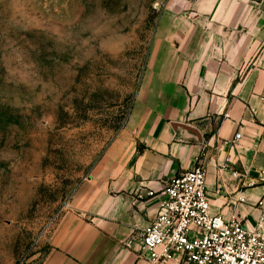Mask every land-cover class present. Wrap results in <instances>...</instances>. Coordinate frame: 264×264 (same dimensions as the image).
<instances>
[{
	"label": "crops",
	"instance_id": "0c3cea01",
	"mask_svg": "<svg viewBox=\"0 0 264 264\" xmlns=\"http://www.w3.org/2000/svg\"><path fill=\"white\" fill-rule=\"evenodd\" d=\"M161 25L143 88L152 103L137 97L39 264H149L126 246L156 213L144 195L196 159L212 213L251 226L264 212V0H168Z\"/></svg>",
	"mask_w": 264,
	"mask_h": 264
},
{
	"label": "rangeland",
	"instance_id": "374dc122",
	"mask_svg": "<svg viewBox=\"0 0 264 264\" xmlns=\"http://www.w3.org/2000/svg\"><path fill=\"white\" fill-rule=\"evenodd\" d=\"M168 0H0V264H39L143 92Z\"/></svg>",
	"mask_w": 264,
	"mask_h": 264
},
{
	"label": "built area",
	"instance_id": "2783aa9c",
	"mask_svg": "<svg viewBox=\"0 0 264 264\" xmlns=\"http://www.w3.org/2000/svg\"><path fill=\"white\" fill-rule=\"evenodd\" d=\"M144 196L157 198L156 213L126 246L135 248L138 257L146 255L149 264L170 259L182 264H264V212L251 226L212 213L199 159L170 178L162 191L148 190Z\"/></svg>",
	"mask_w": 264,
	"mask_h": 264
}]
</instances>
